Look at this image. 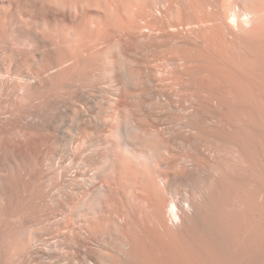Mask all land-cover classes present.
<instances>
[{
	"label": "bare ground",
	"instance_id": "6f19581e",
	"mask_svg": "<svg viewBox=\"0 0 264 264\" xmlns=\"http://www.w3.org/2000/svg\"><path fill=\"white\" fill-rule=\"evenodd\" d=\"M0 264H264V0H0Z\"/></svg>",
	"mask_w": 264,
	"mask_h": 264
}]
</instances>
